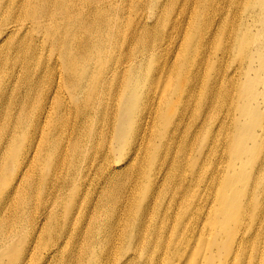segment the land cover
Masks as SVG:
<instances>
[{"label":"bare ground","instance_id":"1","mask_svg":"<svg viewBox=\"0 0 264 264\" xmlns=\"http://www.w3.org/2000/svg\"><path fill=\"white\" fill-rule=\"evenodd\" d=\"M238 18L0 0V264H264V76L234 86V41L259 68L264 0Z\"/></svg>","mask_w":264,"mask_h":264},{"label":"rangeland","instance_id":"2","mask_svg":"<svg viewBox=\"0 0 264 264\" xmlns=\"http://www.w3.org/2000/svg\"><path fill=\"white\" fill-rule=\"evenodd\" d=\"M246 1L247 0H238V1L237 0H234V19H236L238 21V23H239V18L238 17L240 15L242 17L245 16ZM234 31L238 33V31H236L235 29H234ZM250 33H251V31H250ZM241 34H242V30H241ZM235 35H234V38H235ZM260 38L261 39H264V36L260 35ZM244 41H245V35H243L241 37V42H244ZM260 50H261V53L258 55L259 60L257 61V63L259 64V68L256 69V63H253V61L255 59L253 60L252 54L250 53V55H249V52L246 49V47H244V46L238 47L236 45V42L234 41V86H235V84L237 82L240 83L239 87L237 86L238 88H240L239 94L240 93H243V92H244V94L250 93V89L253 90L254 89V86L256 85L254 82L253 83H246L245 84V82L248 79L246 77L245 73H250L252 75L253 72L256 71L260 75H263L264 76V71L260 67L261 66V63H262V61L264 59V52H263L264 45L262 46V43L260 44ZM251 62L253 63L252 65L250 64ZM248 64H249L250 68H248ZM257 89L258 90H261V87L257 86ZM238 95H237V98L234 99V118H237V114H238L235 105L236 104L238 105L239 102L246 103L244 101V99L242 98V96H241V98H238ZM52 97H53V95H50V98L46 101L47 104L50 103V101L52 100ZM257 101H259V100L257 99ZM73 105L75 106V104L72 101V106ZM238 106L240 107L241 105H238ZM250 106L253 107L254 104H251ZM249 115L250 116H247L245 118V121L250 122L251 121V118L256 117L253 114H249ZM238 136H239L238 132H235L234 131V137L236 138ZM252 145L253 144L251 143V140L250 139H247V138H243V141H239V144H238L239 147H246V148H250V147H252ZM237 165H238V168H237L236 171H239L240 170V167L242 166L241 161H240V165H239V161H237ZM236 171L234 173H236Z\"/></svg>","mask_w":264,"mask_h":264}]
</instances>
